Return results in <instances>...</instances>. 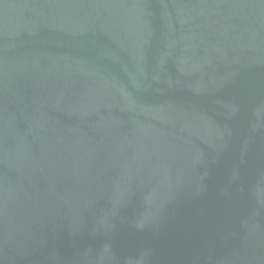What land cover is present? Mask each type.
I'll return each instance as SVG.
<instances>
[{"label":"water","instance_id":"obj_1","mask_svg":"<svg viewBox=\"0 0 264 264\" xmlns=\"http://www.w3.org/2000/svg\"><path fill=\"white\" fill-rule=\"evenodd\" d=\"M0 264H264V0H0Z\"/></svg>","mask_w":264,"mask_h":264}]
</instances>
